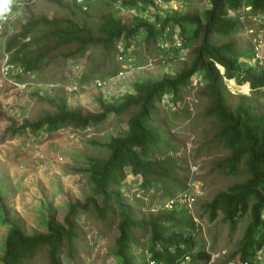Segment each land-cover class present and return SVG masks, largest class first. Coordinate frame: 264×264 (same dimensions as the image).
Listing matches in <instances>:
<instances>
[{"label":"trees","instance_id":"16d2710c","mask_svg":"<svg viewBox=\"0 0 264 264\" xmlns=\"http://www.w3.org/2000/svg\"><path fill=\"white\" fill-rule=\"evenodd\" d=\"M15 1L11 0L6 13L16 9ZM44 1L60 6L63 14L37 18L31 10L33 3L25 5L26 23L15 21L17 23L12 27L18 31L8 36L5 43L9 62L21 66L25 74L42 72L58 59L79 63L95 47L116 55L120 40L124 39L129 46V42L144 31L148 41L154 40L159 45L162 39L171 38L175 28L179 27L184 48H190V53L188 61H184L175 75L139 79L132 92L117 102L103 103L99 113L72 110L67 100L59 97L53 104L54 113L13 129L14 132L27 129L56 132L60 127L84 130L102 123L111 114L128 115L127 129L103 145L109 152L107 158L91 165L93 197L84 203H71L62 220L52 213L45 234L27 235L21 227L7 220L12 228L1 257L2 264H31L41 253L47 255L49 264H75L76 244L81 239L77 226L80 214L93 215L105 223L118 220L119 237L113 248L119 264H147L146 260L139 262L135 255L142 243L148 247L149 257L165 264L197 261L207 264L211 255L203 248L195 251L198 244L193 235L196 229L193 219L185 214L180 216L175 210L141 215L134 210V206L141 205V200L129 197L124 190L129 169L141 179L140 186L145 191L150 188L162 190L168 184L178 185L181 193L190 191L188 181L177 176L182 167L176 156L178 146L173 141L170 126L180 123L183 117L185 121L190 118L187 111L179 113L177 109L182 93L194 82L200 87L197 96L207 100L203 115L212 126L209 142L227 152L214 162V170L231 176L241 174L242 177L241 181L217 194L205 209L211 220L222 213L232 226L244 215H251L241 244L229 260L239 254L242 259H247L263 247L264 106L256 103L253 95L234 94L227 83L229 87L234 85L238 92L248 93L251 89L256 96L264 94V70L245 67L241 58H251V55H248V49H240L235 40L238 34L245 32L247 25H254L253 17H264V0H197L209 2L210 7L204 11L177 10L163 20L156 16L153 22L140 17L124 18L110 10L91 16L88 12L90 2L84 10L77 0L73 5L62 0ZM100 1L103 5L109 2ZM141 3L150 5L152 2L124 1L125 6L132 8H140ZM73 7L79 8L86 17H92L95 25L88 19H79ZM156 21H161V28L156 26ZM166 28L170 31L166 32ZM259 29L264 30V23L259 24ZM250 46L253 50L252 43ZM170 51L179 54L178 48ZM166 57L173 58L172 55ZM1 70L0 67V77ZM164 98L175 107L169 111L168 120L159 118V105ZM4 119L6 116L0 107V122ZM170 194L172 198L176 197L174 193ZM187 258L190 260L186 261Z\"/></svg>","mask_w":264,"mask_h":264},{"label":"rangeland","instance_id":"374dc122","mask_svg":"<svg viewBox=\"0 0 264 264\" xmlns=\"http://www.w3.org/2000/svg\"><path fill=\"white\" fill-rule=\"evenodd\" d=\"M62 1L73 5L75 0ZM90 4L88 12L91 16L93 13L99 15L105 10L119 14L120 8H116L111 2L103 5L100 0H93ZM209 7V2L175 0L172 12L191 9L204 11ZM73 9L79 19H88L91 25H95L96 21L92 20V17H86L79 8ZM31 10L37 18H52L64 12L57 4L44 0H36ZM9 15L8 27L4 30L5 34L0 36V67L6 61L7 55L9 56L5 51L7 37L18 31L12 25L16 24L17 20L26 23L25 10L17 9ZM120 15L125 16L123 13ZM250 28L258 30L259 22L247 25L245 32L235 37L240 49H248V55H252L250 44L258 37L256 33L250 34ZM137 42L134 69L125 74L119 84L109 89L94 86V81L106 80L121 69L115 53L107 54L101 47L91 48L79 63L73 64L58 59L38 73L14 72V75L6 79L1 70L0 107L6 119L0 122V264L6 239L12 228V224L7 220L17 224L27 235L45 234L52 213L62 220L71 203H84L87 198L93 197L89 171L91 165L94 161L107 158L109 152L103 145L127 129L128 115L111 114L102 123L84 130L60 127L56 132L46 129L14 132L13 129L19 128L27 121L35 122L41 116L54 113L56 109L53 104L59 97L65 98L72 110L99 113L103 103L117 102L127 92H132L137 80L175 75L177 70L182 68L184 61H188L190 48H186L184 53L179 51V54L168 52L154 40L148 41L145 31L138 35ZM170 45L173 47L172 43ZM166 55H172L173 58H167ZM241 61H246V68L254 65L253 60H244V57ZM76 65H79L80 69H76ZM71 83H79V91H68L67 87ZM52 85L54 86L51 87ZM227 87L236 95L255 96V102L264 106V94L256 96L251 91L238 92L234 85L229 87L228 83ZM199 89V85L194 82L182 93L177 111H187L190 118L185 121L184 114L180 123L170 126L173 141L178 146L176 156L180 158L182 167L177 176L188 181L190 191L181 193L178 185L171 184L162 190L150 188L145 191L141 189V179L135 177L129 169L124 190L129 197L141 200V205L132 204L134 210L141 215L175 210L180 216L185 214L187 218L193 219L196 224L193 235L198 244L195 251L203 248L211 257H219L216 258V264H224V259L238 250L250 224L251 215H244L232 226L222 213L215 220H211L210 213L205 209V205L217 194L241 181L242 177L241 174H222L213 168L214 162L222 159L227 152L223 147L209 142L212 126L203 115L207 100L197 96ZM172 109H175L173 104L163 101L159 105V118L170 119L169 111ZM166 190H170L176 197L185 196L183 200L186 197L193 199L191 206L182 201L179 205H173V208L169 207L172 197ZM77 226L81 239L76 244L75 264H119L113 248L119 237L118 220L105 223L93 215L80 214L77 217ZM141 245L143 246V243ZM142 246L135 251L139 262L145 261L149 255L148 247ZM31 264H49L48 257L41 253Z\"/></svg>","mask_w":264,"mask_h":264},{"label":"built area","instance_id":"2783aa9c","mask_svg":"<svg viewBox=\"0 0 264 264\" xmlns=\"http://www.w3.org/2000/svg\"><path fill=\"white\" fill-rule=\"evenodd\" d=\"M33 0H20L19 1V6L23 7L25 4H27L28 2H31ZM93 0H77V2L79 4H81L83 6L84 10L88 9V4L87 2H90ZM111 3H113L115 5L116 8H120L119 14L123 13L125 16H123L124 18H132V17H140L143 19H146L148 21L153 22L155 20L156 16H159L161 20H163L166 15L172 13L173 11V2L175 0H148L151 1L152 3L150 5H146V4H140L141 7L140 8H132V7H127L124 5V1L126 0H107ZM118 6V7H117ZM241 19H244V17H241ZM253 19H255V22H259L260 23H264V17L260 16V17H253ZM156 26L158 28L162 27V23L161 21H156ZM169 28H166V32H169ZM250 34H258V37H255L253 39V50H252V55L251 58L249 57H244L245 59H249L254 61V65H250V66H254L257 70H264V30L263 29H258L255 30L254 28H250L249 30ZM170 43H172L173 47H170ZM160 47L165 49V50H169L171 48H178L180 52L184 53L185 52V48H184V41L183 38L181 36V30L179 27H176L173 33V36L169 39H162L160 41ZM138 48V42L137 39L132 40L129 42V46L127 45V42L122 39L118 42L117 44V52H116V56H117V62L120 66V71L116 73V75L109 77L106 80H101V79H96L94 81V86L98 87V88H104V89H109V88H113L114 86H116L117 84H119L121 82L122 79L125 78V74H127L128 72H130L131 70L134 69L135 67V52ZM247 61V60H246ZM244 61V62H246ZM76 69H80L79 65L75 66ZM19 72V73H23V68L21 67H16L15 65L10 64L7 59L3 64V72L6 76L7 79H9V77H11V75L14 72ZM54 85H52L51 87H53ZM79 83H71L70 85H68L67 90L70 92H77L79 91ZM127 93H130L127 92ZM163 101H167V103H169L168 98H164ZM162 101V102H163ZM184 197H175L170 199V205L169 207L173 208V205H179V202H186V204H188L189 206H191L193 199L187 198L185 200H183ZM264 218V215H263ZM216 256H212L211 260L207 263V264H216ZM190 259L187 258L186 261H189ZM147 264H165L162 261H159L157 259H152L151 257H147L146 259ZM224 264H264V245L263 247H261L260 249H258L257 251H255L249 258L247 259H242L240 256L229 260L228 257H226L224 259Z\"/></svg>","mask_w":264,"mask_h":264},{"label":"clouds","instance_id":"9594fccd","mask_svg":"<svg viewBox=\"0 0 264 264\" xmlns=\"http://www.w3.org/2000/svg\"><path fill=\"white\" fill-rule=\"evenodd\" d=\"M19 1L20 0H16L15 1V4H14V6L16 7V9L15 10H21V11H23V7L25 6V5H28V4H31V3H34L36 0H33V1H31V2H28L27 4H25L23 7L21 6H19ZM11 3V0H0V14H1V19H0V36H1V34L3 35L4 33H5V28H7V25L9 24V20H10V15L9 14H11V13H6L5 11H7L8 10V5ZM14 10V11H15ZM4 12V13H3ZM9 21V22H8ZM6 54H8V53H6ZM245 57V56H244ZM7 61L9 62V56L7 55ZM10 63V62H9ZM3 64L4 63H2V65H1V67H2V71H3ZM10 64H12V63H10ZM12 65H15V64H12ZM16 67H21V66H18V65H15ZM22 68V67H21ZM16 72V71H15ZM17 74H25V72H23V73H19V72H16ZM30 73V72H29ZM12 75H14V73L12 74ZM11 75V76H12ZM7 79V78H6ZM235 81V80H234ZM249 91H251V89L249 90Z\"/></svg>","mask_w":264,"mask_h":264}]
</instances>
